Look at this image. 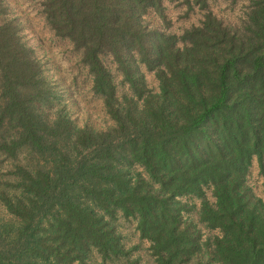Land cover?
Listing matches in <instances>:
<instances>
[{
    "label": "trees",
    "instance_id": "trees-1",
    "mask_svg": "<svg viewBox=\"0 0 264 264\" xmlns=\"http://www.w3.org/2000/svg\"><path fill=\"white\" fill-rule=\"evenodd\" d=\"M40 1L55 34L82 52L115 126L46 114L41 63L17 24L0 22V164L11 162L0 178V264H87L94 251L139 264L120 217L136 220L155 264H264V198L249 184L255 157L264 170V0H251L239 27L209 0H174L203 11L182 34L147 20L154 10L166 21L164 0ZM192 198L215 234L188 218Z\"/></svg>",
    "mask_w": 264,
    "mask_h": 264
},
{
    "label": "rangeland",
    "instance_id": "rangeland-1",
    "mask_svg": "<svg viewBox=\"0 0 264 264\" xmlns=\"http://www.w3.org/2000/svg\"><path fill=\"white\" fill-rule=\"evenodd\" d=\"M251 0H209L210 8L225 24L233 27L242 26L249 10ZM7 13L0 17V22L12 20L21 30L28 46L34 49L39 59L43 76L50 90L52 101L43 107L49 116L66 115L76 126L89 127L98 131H105L115 126V121L108 114L104 100L93 91V75L82 62V52L78 51L68 39L60 38L49 25L40 0H5ZM166 21L156 11L150 10L146 18L154 28L182 34L187 28L200 23L203 11L195 9L188 11L180 1L164 0ZM109 59L112 70L122 94L128 92L123 76L117 64ZM150 88L158 87V80L153 72L145 69ZM11 168V162L0 164V178ZM134 170L145 173L143 168L135 166ZM147 176V174H145ZM249 184L255 193L264 198V170H261L257 158H254L249 174ZM207 197L215 201L211 188H207ZM184 200H189L185 198ZM196 208L191 210L188 218L197 221L206 236L215 234L199 221L201 200H190ZM0 216L8 218V213L0 203ZM119 230L122 232L125 246L131 250V258L139 260V264H155L150 250V242L142 239L134 219L119 218ZM87 264H121L104 263L100 254L93 252Z\"/></svg>",
    "mask_w": 264,
    "mask_h": 264
}]
</instances>
